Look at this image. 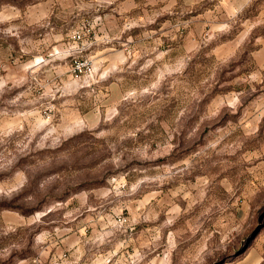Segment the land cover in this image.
<instances>
[{"label": "rangeland", "instance_id": "rangeland-1", "mask_svg": "<svg viewBox=\"0 0 264 264\" xmlns=\"http://www.w3.org/2000/svg\"><path fill=\"white\" fill-rule=\"evenodd\" d=\"M215 4L0 0V264H264V0Z\"/></svg>", "mask_w": 264, "mask_h": 264}, {"label": "crops", "instance_id": "crops-1", "mask_svg": "<svg viewBox=\"0 0 264 264\" xmlns=\"http://www.w3.org/2000/svg\"><path fill=\"white\" fill-rule=\"evenodd\" d=\"M171 4H177V8L184 9L188 11V9H192L194 6L200 5L205 1H213V0H170ZM253 0H216V4L213 6V9L225 8L231 15L233 13H238L246 8ZM193 21V20H192ZM188 22V21H187ZM188 36L182 40L183 47L185 51H188L189 42ZM191 48H189L190 50ZM260 51H264V43L262 49Z\"/></svg>", "mask_w": 264, "mask_h": 264}]
</instances>
